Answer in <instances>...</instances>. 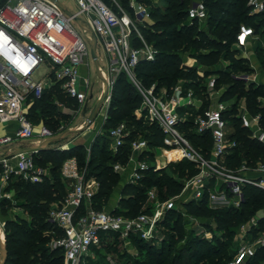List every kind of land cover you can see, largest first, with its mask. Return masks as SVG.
<instances>
[{
	"label": "built area",
	"instance_id": "2783aa9c",
	"mask_svg": "<svg viewBox=\"0 0 264 264\" xmlns=\"http://www.w3.org/2000/svg\"><path fill=\"white\" fill-rule=\"evenodd\" d=\"M69 1L75 3L77 12L69 10L60 0H0V129L7 132L0 136V204L8 197L6 187L13 175L32 184L54 182L51 170L36 164V156L66 136L45 126L37 128L28 116L29 100H41L56 83L69 99L84 109L90 101L89 91L93 97L89 70L90 63L94 64L90 47L95 35L98 76L104 85L101 97L108 88L105 106L111 104L116 80L124 76L141 97L135 114L137 119L157 126L163 141V146L156 148H151L149 142L141 138L130 141L128 164L115 165L114 172L121 175L127 185H136L146 173L166 170L172 164L187 162L198 172L181 180V193L168 200L162 201L156 189L149 191L145 208L138 216L130 218L116 214L119 207L96 210L97 181L86 179L76 157L67 159L60 172L67 195L61 203L52 205L48 214V222L56 225L64 236L53 239L52 247L62 251L65 264H86L87 259L117 244L128 248L135 238L145 243H162L165 239L162 224L172 212L180 213L185 224L190 222L198 228L193 227L198 236L211 241L214 233L187 214L186 204H199L207 198L210 208L241 210L247 201L248 188L264 192V162L254 167L243 162L237 170L226 167L227 158L238 145L230 139L232 129L225 119L231 106L216 93L220 75L208 79L211 104L191 123L189 118L199 113L203 103L192 89L186 88L185 82L168 90L158 89L156 85L147 88L139 79L140 66L155 63L158 56L154 44L142 32L150 26L152 7L139 0H126L129 9L120 4L124 0ZM247 7L249 17L264 15V0H249ZM209 18V9L203 0H188L184 25L196 23L203 30ZM263 40L264 27L258 31L241 24L232 46V51L237 52L236 59L251 62L252 46L264 48ZM84 68L89 72L87 78L83 76ZM227 69L219 72H227ZM251 71L255 73L256 68L250 66L248 72L232 78L243 82L246 88L260 86ZM258 101L264 108V98ZM240 109L250 138L264 147L260 115L249 113L246 100ZM105 110L106 123L109 109ZM190 133L212 139L208 156L193 145ZM131 134L127 122L108 131L113 155L127 145ZM57 138L60 139L48 144ZM31 142L34 144L28 148L22 146ZM59 150L68 149L64 145ZM259 225L254 217L248 226L240 228L239 243L228 264H248L264 250V232L256 230ZM211 226L216 232V224ZM5 231L6 223L0 220V264L7 255Z\"/></svg>",
	"mask_w": 264,
	"mask_h": 264
},
{
	"label": "trees",
	"instance_id": "16d2710c",
	"mask_svg": "<svg viewBox=\"0 0 264 264\" xmlns=\"http://www.w3.org/2000/svg\"><path fill=\"white\" fill-rule=\"evenodd\" d=\"M161 1L164 2V8L161 9L153 6L151 0L140 1L146 6L152 7L153 24L147 29H142V32L158 51L155 63L142 64L138 70V76L143 85L147 88L156 85L158 89L172 90L182 79L186 83V88L192 89L203 103L199 113H194V116L189 118V122L192 123L195 116L208 109L210 98L207 91L208 79L214 75H220L216 89L221 84L228 85L222 101L226 102L235 97L242 100L245 97L249 113L252 116L260 115V126L264 130V108L258 101L260 97H264V89L261 90L256 86L246 88L243 82L235 81L232 78L235 74L249 71L247 63L237 60L235 57L237 52L232 51L239 26L246 24L259 31L264 27V15L255 18L249 17L247 7L249 0H203L209 9L210 18L207 30H202L196 23L190 26L184 25L188 0ZM123 4L128 7L127 1H124ZM180 53L189 54L199 66L206 69L204 77H201L195 68L182 67ZM223 57L226 61L231 62L228 71L214 72L213 69L219 65ZM261 57L264 66V56ZM53 90H55V96L49 95V90H47L41 100L34 102L32 99L29 100L28 116L37 128L40 125L37 126L36 111L38 109L36 106L44 99L49 100L54 96L55 99L63 101L66 98L68 108L71 109L75 106V102L66 96L59 84L55 85ZM140 105L141 97L136 89L124 76H120L113 88L112 101L108 110L109 119L105 124L106 131H109L119 124L127 122L132 130L131 136L126 140L127 145L119 150L118 154L113 155L110 151L109 139L97 140L88 153L82 146L60 151L59 148L65 145V138L48 149L42 150L36 156V164L42 168H49L54 182L47 181L43 184L22 182L16 185L20 192V198L28 202L27 210L30 222L23 219L7 221L5 231L6 264H61L64 262L61 250L55 249L52 252L53 256H49L48 250L41 246L50 240L64 236L56 225L48 222V214L51 206L61 203L67 195L60 181L61 168L67 159L76 157L83 169L81 165L83 156L88 160V168L95 167L92 172L89 170L86 179L97 181L99 190L94 199V207L96 210L102 211L108 207L117 188L116 178L118 179L119 175L114 172L113 167L118 164L123 166L128 164L130 155L128 143L141 138L148 141L151 148L163 146L158 127L150 126L143 119L136 118L135 111L140 108ZM54 107L57 106L54 105ZM54 107L49 102L48 110L43 108L42 112L46 118H49V122L57 123V119H62L63 115L53 112ZM41 126L60 134L48 124ZM233 129L234 132L230 135V139L237 143L238 148L227 158L226 167L237 170L243 162H247L250 167L264 162V147L252 140L244 127L238 128L235 125ZM189 138L199 151L208 156L212 147V139L209 136L190 133ZM100 156L103 157L101 161H99ZM167 169L173 176L166 174L165 170L150 171L138 184H125L116 214L130 218L138 216L147 204L149 191L156 189L162 201L168 200L181 193V179L191 178L198 172L192 164L187 162L172 164ZM57 174L58 176H56ZM246 193L247 201L241 210L210 208L207 198L199 204L190 203L184 206L189 216L199 220L206 229L214 233L211 241L198 236L193 228L189 229L180 213L172 212L167 215L162 224L165 239L158 248L156 243H145L138 238L133 240L137 250L145 254V259L141 264H182L186 255L200 258L203 262L216 259L209 264H228L235 254L233 240L237 229L242 223L253 219L259 212L264 211V192L258 188L250 187ZM1 204V209L4 210L5 205ZM212 223L216 224V232L211 226ZM258 232H264V219L260 222ZM109 250H112V247L107 248L106 251ZM263 260L264 250L259 251L248 264H261Z\"/></svg>",
	"mask_w": 264,
	"mask_h": 264
},
{
	"label": "rangeland",
	"instance_id": "374dc122",
	"mask_svg": "<svg viewBox=\"0 0 264 264\" xmlns=\"http://www.w3.org/2000/svg\"><path fill=\"white\" fill-rule=\"evenodd\" d=\"M60 1L63 2L65 6L72 12H77L76 5L73 1H69V0H60ZM124 1L120 2V4L122 5L123 8L129 9L130 4H128V7H126L123 4ZM139 1H145V0H139ZM151 2L153 6L159 7L160 9L164 8V2H162L161 0H151ZM83 35L87 39V36L85 34ZM99 50H100V46H99ZM189 58H191L189 54L180 53V60H181L182 67L186 68V64ZM261 70L262 72L260 73L264 75V66L261 67ZM89 72L88 73L90 74L91 88L94 86V93H95V100L89 101L88 103L89 111L91 112L98 101L97 99L98 91L100 90L101 86H104V85L98 76L95 64H93L92 62L90 63ZM87 77L88 76H85V78ZM182 82L183 80L180 79L177 85ZM55 85L56 83L53 84L54 86L53 88L49 89V92H48L49 95L50 94H53L54 96L56 95L55 90H53L55 88ZM224 87H226V84H221L217 90H221ZM103 88L104 87H102L101 89L100 95L103 93V90H104ZM257 88L263 90L264 85H260V86L257 85ZM54 96L49 100L44 99L42 103L37 104L36 106V108L38 109L36 111L37 112L36 113L37 114V126L48 124L53 128L54 131L60 132V134L67 133L66 135L67 137H66V140L64 141V144L70 145V149L79 147L81 145L80 143L79 145H73V143L79 142V141L84 142L82 147L85 148L87 153L91 151L92 146L94 145L95 142H97V140L102 141L103 139L105 140L108 139V131H106L107 128L105 127L106 123H103L102 125V117L105 115V111H106L105 108L108 110L111 104L109 105V107H106L104 104L103 106L104 108L101 111V115L97 118V120L92 125L88 126L87 121L86 120L84 121V118L82 116L83 108L79 104L75 103L74 104L75 106L70 109L66 105V100H65L66 98H64L63 101H59L58 99H55ZM89 98H90V94H89ZM260 98L263 99L264 97H260ZM231 100L232 99H228V101H231ZM242 100H246V98L244 97V99ZM49 102L53 105V107L54 105L57 106V107H54L55 110L51 109L53 112L60 113L63 115L62 119H57V123H55L54 121L49 122V118H46L42 112L43 108H46V110H48L47 106ZM210 104H211V101L209 98V106ZM239 104H242V102H240ZM239 104L232 105V107L229 110V113H227L228 115L225 116L226 120L229 123L230 129H232L230 130L231 133L234 132L233 128L235 127V125H237L238 128L244 127V120L242 118L243 113L241 109L239 108L240 106ZM136 112L137 111H135V114ZM52 122L55 123L56 125L53 124ZM49 123H52V124H49ZM80 128H83V129L79 130ZM102 159L103 157L100 156L99 161H101ZM87 162H88L87 158L82 156L81 165L83 169L81 170H82V173L85 174L86 177H87V173H89V170L92 172L93 168H95V167L88 168ZM165 173L170 176H173L171 175V172L168 169L165 170ZM56 176H58V174ZM175 177L177 178V176ZM121 178H122V181L120 182ZM181 180L180 182H182ZM22 182H25L24 179L22 178H18L17 176H14V175L11 177V181L6 187V195L8 197L2 201V203H4L5 205L4 210L1 209L2 204H0V220L2 222L6 223L7 221H16L18 219L28 220L30 222V216L27 210L28 202L20 198V192L16 186L18 183H22ZM116 183H117V188L115 189L111 197V200H110V203L107 209H113L118 204V200L121 197L122 188L125 185L123 181V177L121 175H119L118 179L116 178ZM250 221L251 219L247 222L242 223L240 227L237 229L236 236L233 240L234 248H236L239 243V239L236 237L240 233V228L242 226H248ZM186 225L187 227H189V229H192L193 227L198 229L196 226H194L190 222L187 223ZM52 243H53V240H50L49 242L44 243L41 246L45 248V250H48L47 254L49 256H53L52 252L54 248L52 247ZM161 244L162 243H156L157 248ZM144 256L145 254H142L141 252H139L137 250V247L134 246V244H132L128 248H125L124 246H120L119 244H117L115 247L112 248V250L99 253L98 255H95L92 258L87 259L86 264H141L142 261L145 259ZM215 260H216L215 258L212 259L213 262ZM212 261L208 260V261L203 262L201 261L200 258L186 255L182 264H209ZM61 264H65V263L62 262Z\"/></svg>",
	"mask_w": 264,
	"mask_h": 264
},
{
	"label": "crops",
	"instance_id": "0c3cea01",
	"mask_svg": "<svg viewBox=\"0 0 264 264\" xmlns=\"http://www.w3.org/2000/svg\"><path fill=\"white\" fill-rule=\"evenodd\" d=\"M153 24V20L151 19V21H150V25H152ZM203 30H207V26H206V28H203ZM264 41V40H263ZM254 47L255 46H252V59H251V62H246L247 63V66H249L248 68H250V66H253V67H255L256 68V72L254 73L253 71H251V76L252 77H254L255 79H257L258 81H259V83L261 84V85H264V75H262L260 72H262V70H261V67L263 66V63H262V61H261V59H262V57L261 56H264V48L263 47H260L259 46V48L258 49H254ZM254 50H256V51H254ZM231 65V62L229 61V63H227V61L226 60H221V62L219 63V65L218 66H216L214 69H213V71L214 72H219V71H221L222 69H225V68H229V66ZM186 67H188V68H195V69H197L198 70V73H200V74H202L201 75V77H204V71L206 70V69H204V68H202L201 66H199L198 65V63H197V61L195 60V59H193V58H189L188 59V61H187V64H186ZM85 71V72H84ZM227 71H228V69H227ZM87 69L86 68H84L83 69V76L85 77V76H87ZM90 77V76H89ZM208 82V81H207ZM102 87L103 86H101V88H100V90L98 91V95H97V99H99L100 97H101V95H100V92H101V89H102ZM257 87V86H256ZM228 89V85H226V87H224L223 89H221V90H216V93H217V95L222 99V97H223V94H224V91H226ZM264 89V88H263ZM93 97H92V95H90V101H92V100H95V93H94V86H93ZM90 92L91 91H89V94H90ZM197 97V96H196ZM95 102V101H94ZM98 102V101H97ZM240 102H242V104H243V100H239V98L238 97H235L234 99H232L231 101H227V104L229 105V106H231L232 107V105H235V104H239ZM242 104H239L240 106H239V108H241L242 107ZM242 111V110H241ZM92 112V111H91ZM90 111L88 112V115H90V113H91ZM105 114H106V111H105ZM101 115V114H100ZM99 115V116H100ZM82 116H83V114H82ZM98 116V117H99ZM105 116V115H104ZM104 116L102 117V125H103V123H105V120H104ZM84 118V117H83ZM86 119L84 118V121H85ZM87 121V120H86ZM41 127H44V126H40L39 128H41ZM82 130V129H81ZM7 132L2 128V129H0V136H3V135H5ZM232 134V133H231ZM67 137V136H66ZM35 143L37 142V140H35L34 141ZM34 142L32 143H26V144H23L22 146L23 147H25V148H28V147H30V146H32L33 144H34ZM79 143L81 144L80 146H82L83 144H84V142H82V141H79V142H75V143H73V145H79ZM28 145H30V146H28ZM18 147H19V145H18ZM66 149H70V145H66ZM123 181H125V180H123ZM120 199H121V197H120ZM120 199L118 200V204H119V201H120ZM118 204L114 207V208H117L118 207ZM113 208V209H114ZM255 218L259 221V222H262L263 221V219H264V211H262V212H259L256 216H255ZM260 228V225H259V227L256 229L257 231H258V229ZM236 238H238V235H237V237ZM261 264H264V260L261 262Z\"/></svg>",
	"mask_w": 264,
	"mask_h": 264
},
{
	"label": "water",
	"instance_id": "95a60500",
	"mask_svg": "<svg viewBox=\"0 0 264 264\" xmlns=\"http://www.w3.org/2000/svg\"><path fill=\"white\" fill-rule=\"evenodd\" d=\"M53 1H56V0H53ZM97 46H98V41H97V37L95 35H93V42L91 44V47H90V51H91V57L94 61V64L96 66V69H97V73L99 75V71H98V58H97ZM107 95H108V88L106 89V91L104 92L103 96L101 97V99L96 103V105L94 106L92 112L90 113V115H88V112H89V107H88V104L84 107L83 109V117L87 120V124L88 126L92 125L98 118V116L101 114V111L102 109L104 108V103H105V100L107 98ZM66 134H64L63 136H66ZM60 138H57L55 140H52L50 142H48V144H51L57 140H59ZM7 223V222H6ZM6 260H7V255L4 259V262L3 264H6Z\"/></svg>",
	"mask_w": 264,
	"mask_h": 264
},
{
	"label": "bare ground",
	"instance_id": "6f19581e",
	"mask_svg": "<svg viewBox=\"0 0 264 264\" xmlns=\"http://www.w3.org/2000/svg\"><path fill=\"white\" fill-rule=\"evenodd\" d=\"M82 129H83V128H82ZM79 130H81V128H80Z\"/></svg>",
	"mask_w": 264,
	"mask_h": 264
}]
</instances>
